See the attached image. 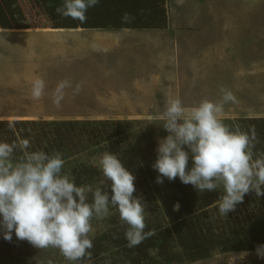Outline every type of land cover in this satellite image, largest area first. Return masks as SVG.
I'll list each match as a JSON object with an SVG mask.
<instances>
[{
  "label": "rangeland",
  "instance_id": "1",
  "mask_svg": "<svg viewBox=\"0 0 264 264\" xmlns=\"http://www.w3.org/2000/svg\"><path fill=\"white\" fill-rule=\"evenodd\" d=\"M0 3L5 11H0V120L131 122L133 130L122 147L114 150L105 143L92 145L90 148L96 153L89 154L88 150L78 152L87 147L85 140L78 141L79 147L70 153L68 166L70 170L74 166L80 168L81 164L92 166L97 174L89 185L109 191L110 181H106L99 167L105 153L120 155L129 169L142 168L144 174L135 183L143 184L137 196L147 204L146 217L162 215L171 193V181L165 179L163 184H157V172L152 167L158 140L167 135L160 119L166 95L178 97L185 106L192 107L205 99L220 101V89L226 88L238 102L224 106L222 119L264 117V0H166L169 30L129 29L137 33L160 30L173 39L171 46L165 45L170 47L169 58L151 55V59L155 57L154 64L162 62L166 68L174 63L178 73L173 77L181 79V83L177 84L176 79L175 84L168 81L171 84L167 85L163 79L158 87L153 82L157 85L155 99H142L146 90L141 93L134 87L125 90L131 83L124 79L125 72L133 70L136 52L112 53L100 45H96L100 51L87 47L94 42L89 30L119 35L127 29L89 27L88 12L85 23L54 15L48 6L57 3L56 11L63 4L57 0H0ZM157 39H152L150 45ZM36 78L45 80L46 89L45 95L34 101L30 94ZM63 80L71 81L73 88L66 89L62 107L57 108L53 93ZM76 83H82L83 88L74 95ZM133 96L134 104L130 102ZM200 194L205 200L203 205L208 206V202L215 200L212 195H221L222 190ZM115 214L119 215L113 210L108 218L94 220L91 236L104 230ZM49 261L70 264L53 248L36 250L27 261L18 264H49ZM0 264H9L2 254ZM184 264H264V259L258 257L257 251H215L210 259Z\"/></svg>",
  "mask_w": 264,
  "mask_h": 264
},
{
  "label": "clouds",
  "instance_id": "2",
  "mask_svg": "<svg viewBox=\"0 0 264 264\" xmlns=\"http://www.w3.org/2000/svg\"><path fill=\"white\" fill-rule=\"evenodd\" d=\"M100 3L101 0H63L56 12L85 23L88 9ZM131 19L128 13L122 17L124 23ZM69 88H73L69 80L56 86L53 103L57 108L62 107ZM82 88V83H76L73 94H79ZM45 89V80L36 78L31 99L40 100ZM220 91V101L205 99L192 107L185 106L178 97L167 99L160 117L167 135L158 140L152 167L157 172V184L179 178L199 193L222 190L219 213L228 216L247 194L254 192L255 197L264 198V153H256L260 138L254 125L245 131L223 121L224 106L238 101L231 90ZM8 127L14 131V122H9ZM31 148L27 138L0 140V237L4 240L11 242L15 235L37 249H58L70 264H94L93 221L108 218L113 210L126 225L124 235L129 248L155 235L145 231L147 204L135 195L137 177L120 155L108 152L99 162L103 177L110 181L109 191L78 185L64 173L66 161L61 153ZM17 153L22 156L17 158ZM179 209L177 203L175 210ZM256 251L264 259V245H258Z\"/></svg>",
  "mask_w": 264,
  "mask_h": 264
},
{
  "label": "trees",
  "instance_id": "3",
  "mask_svg": "<svg viewBox=\"0 0 264 264\" xmlns=\"http://www.w3.org/2000/svg\"><path fill=\"white\" fill-rule=\"evenodd\" d=\"M57 1L63 3V0ZM55 6H48L54 15L57 13ZM0 11L5 12L1 3ZM125 13L132 17L128 23L122 21ZM88 14L91 21L89 27L166 29L168 26L166 0H101L96 7L88 9ZM223 121L233 129L239 125L241 130L245 131L254 125L260 138L256 153H264V117H239ZM9 122H14V131L9 129ZM131 130V122L120 120H0V140L12 142L27 138L31 141L32 151L61 153L66 161L64 173L78 185L92 183L97 172L91 169L92 166L85 164H81L80 168L74 166L70 170L68 159L70 153L79 147L77 142H87V147L78 152L88 150L89 154L96 153L90 146L102 143L115 150L129 141ZM20 156L22 153H17V158ZM130 170L135 173L137 179L144 174L142 168ZM171 183L169 205L163 214L155 213L146 217L145 231H153L155 235L144 240L139 246L129 248L124 235L126 225H123L119 215L115 214L109 218L108 226L92 237L94 264H105L106 261H110V264L194 263L210 259L215 251L254 252L258 245H264V198L255 197L254 192L249 193L235 212L221 216L218 201L222 194L212 195L215 200L208 202V207L203 205L205 200H202L201 194L191 185L181 183L179 178ZM142 186V183H136L135 195L140 193ZM177 203L180 204L179 211L174 210ZM36 250L39 249L27 241L17 240L15 235L11 242L0 237V254L7 258L9 264L27 261Z\"/></svg>",
  "mask_w": 264,
  "mask_h": 264
},
{
  "label": "crops",
  "instance_id": "4",
  "mask_svg": "<svg viewBox=\"0 0 264 264\" xmlns=\"http://www.w3.org/2000/svg\"><path fill=\"white\" fill-rule=\"evenodd\" d=\"M128 30L129 29L125 30L124 32H120L119 35L118 34L114 35L113 33H111V31L98 33L97 31L89 30L90 38H92L94 42H92L89 45L87 44L88 45L87 47L89 46L91 48L95 47L97 48L96 51H100L101 49H99L96 46V45H100L101 47L103 46L106 47V49L112 53H114L115 50H122V51L127 50V51L136 52V60L131 64L133 70L130 69L131 67L126 68L130 70L125 72L124 79L127 80L129 79L131 83L128 85V87L125 90H128L130 88L132 89L133 87H134L133 90L137 92L140 91V93L146 90V94L141 98L147 99L148 97H150V99H155L153 93L154 90L156 89V86L158 85L159 87V83L163 82V79L167 85L171 84V83H167L168 81H172L174 83V81H176L177 78L173 77V74L178 72L176 66L172 62L170 63L169 68H166L164 64H162V62H160L159 65L154 64L153 60H155V57L151 59V55L158 56V58L159 56H161V58L164 56L167 59V57L170 56L169 53L170 47L165 48V45L171 46L170 44L172 43L173 39L166 32L160 31L164 29L151 30L152 32H147V33H143V32L137 33L136 31L131 32ZM167 30H169V27L166 29V31ZM119 37H122L124 39L117 40ZM156 37L158 38L157 41H155L154 44H152L151 46L150 45L151 40L156 39ZM130 42H132L133 44L129 47ZM144 44H146L145 47L143 46ZM166 59L164 60V62L166 61ZM118 77H121V75L118 74ZM153 82H157L158 84L155 86ZM178 83H181V79L178 80L177 84ZM114 84L116 85L117 83L114 82ZM118 90H121V88ZM162 91L164 93L165 89L163 88ZM126 93L129 95V92ZM162 95L165 96V94ZM166 97L169 98L172 96L166 95ZM124 98L130 100V97L125 96ZM135 99L136 98L133 96L130 102L134 104L133 101ZM91 121H96V120H91Z\"/></svg>",
  "mask_w": 264,
  "mask_h": 264
}]
</instances>
